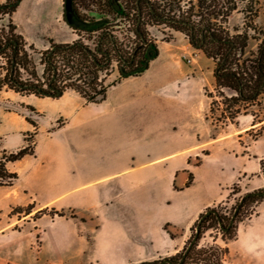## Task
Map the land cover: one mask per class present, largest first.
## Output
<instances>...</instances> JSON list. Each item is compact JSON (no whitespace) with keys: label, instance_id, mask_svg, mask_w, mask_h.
I'll list each match as a JSON object with an SVG mask.
<instances>
[{"label":"crops","instance_id":"crops-1","mask_svg":"<svg viewBox=\"0 0 264 264\" xmlns=\"http://www.w3.org/2000/svg\"><path fill=\"white\" fill-rule=\"evenodd\" d=\"M4 2L0 0V4ZM11 21L16 32L35 48L47 49L49 39L58 44L76 39L63 21V0H21ZM147 71L111 87L106 99L99 104H86L72 90H67L58 99L21 96L5 89L0 91L1 151L10 153L22 148L27 134L35 128L25 116L36 118L34 158L41 147L39 163L36 167L28 165L18 173L19 177L33 178L37 184L53 191L41 201L42 207L74 210L73 214L78 216L89 213L98 222L89 248L86 239L91 231L89 223L79 226L80 223L73 221L72 241L77 247H70V251L80 261L89 248V261L94 264L141 262L148 251L169 247L175 241L164 231V224L172 231L189 228L206 208L221 202L229 187L240 177L255 175L250 184H246V192L264 187L260 165L264 161V136L246 150L239 148L227 154L232 163L221 168V173H228L227 179L223 180L214 171L218 160L212 147L201 156L203 145L209 142L190 140L183 147L166 153L165 150L156 151L155 128L149 117L156 89L142 80ZM113 90L118 93L109 101ZM27 106L34 109L36 117L27 111ZM163 128L170 133L173 127L168 123ZM117 136L138 140L129 153L130 162L134 164L120 170H117L120 163L116 159L102 162L99 144L91 141L92 138ZM197 157H200V164L194 166L190 161ZM50 158L54 162L47 164ZM164 165L169 167L170 180L175 181L178 174L184 173L180 190L174 191H190L201 184L202 194L181 204L176 212L159 216L144 195L125 197V194L127 190L142 191L150 182L153 184L155 178L163 176L158 169ZM187 171L194 178L190 187L185 188ZM32 193L35 199L39 198L37 193ZM58 221L62 220L50 224ZM0 264L10 262L0 259Z\"/></svg>","mask_w":264,"mask_h":264},{"label":"trees","instance_id":"trees-1","mask_svg":"<svg viewBox=\"0 0 264 264\" xmlns=\"http://www.w3.org/2000/svg\"><path fill=\"white\" fill-rule=\"evenodd\" d=\"M20 1L5 0L0 4V17L8 16L10 20L8 30H0V56L7 61L6 73L0 78V91L5 87L21 96L58 99L72 90L86 104L102 103L111 87L124 79L143 75L158 58L157 43L147 26L159 25L183 34L193 49L213 63L214 84L213 92L206 91L210 99L206 120L212 125L227 126L236 124L240 116H250L252 123L246 133L259 127L252 142L264 136V31L254 23L256 12L252 5L240 10L238 0H63V21L76 39L65 44L49 39L48 48L40 52L42 71L39 73L28 52H35V47L25 42L11 21ZM234 12L244 14L241 28L228 26ZM114 64L117 77L106 83ZM25 108L31 115H37L32 107ZM25 120L36 128L35 120L29 115ZM25 142L28 144L16 152L3 154L0 186H12L18 179L17 173L8 172L6 163L34 156L35 143L31 137ZM260 165L264 173V161ZM192 182L193 176L189 174L185 188ZM243 198L229 216L207 208L190 227L192 234L182 251L168 259L176 264L196 236L183 264H222L227 250L216 245L199 247V241L205 231L214 228L222 230L224 239L233 240L236 223L241 221L246 209L264 201V188ZM237 207L234 223L230 225ZM207 210L212 212L199 222ZM25 212L30 214V208ZM46 213L47 209L37 212ZM50 215L68 216L63 210L55 209H51ZM167 225L164 231L174 239Z\"/></svg>","mask_w":264,"mask_h":264},{"label":"rangeland","instance_id":"rangeland-1","mask_svg":"<svg viewBox=\"0 0 264 264\" xmlns=\"http://www.w3.org/2000/svg\"><path fill=\"white\" fill-rule=\"evenodd\" d=\"M247 4L252 5L255 9L254 23L264 31V0H238L240 10ZM9 21L8 16L0 17V30L6 32ZM243 24L244 14L241 12H234L228 21L230 29L235 26L241 28ZM147 29L159 49V57L151 64L150 69L142 79L153 84L156 89L154 106L149 111L150 121L155 128V150H165L166 153L183 147L184 143L190 142V140L209 142L203 145L204 149H202L201 156L212 147L214 156L218 160V165L214 168V171L218 174L219 179H227L228 173L226 171L225 173L220 172L221 168H225L226 165L232 163L231 157L227 154L239 148L242 150L249 148L254 143L252 137L257 133L259 127L253 132L246 133L252 123V117L250 116H240L236 124L227 126L212 125L209 120H206L210 103L206 91L208 93L213 92L214 84L212 61L206 59L201 52L193 49L186 37L179 32L159 25H148ZM119 36L122 38L121 34ZM35 49V52L30 50L28 52L35 62L37 71L41 73L42 66L39 60L40 52L43 49ZM6 62V58L0 56V78L6 73ZM112 68L113 71L109 73L110 76L106 77V83L112 82L117 77L116 65L114 64ZM3 89L7 90L5 87ZM117 93V90L111 91L109 101H112ZM10 109L15 111L14 108ZM168 123L174 128H170V133L163 128V125ZM57 125L59 126L60 122ZM35 133L36 128H33L27 134L26 139L31 137L35 143ZM91 141L99 144L102 151V162L108 163L113 159L118 160L120 167L117 170L134 164L130 162L131 156H129V153L134 150L135 142L138 140L117 136L104 139L92 138ZM27 144L25 142L24 146ZM41 150V147H39L37 158L27 156L28 158L25 160L6 163V169L8 172L18 174L20 171L25 170L28 165L32 166L34 164L36 167L39 163ZM3 154L8 155L9 153L0 150V161ZM53 162L54 160L51 158L47 160V164ZM190 162L194 166L199 165L200 157L194 158ZM223 164L224 166H221ZM42 168H45V166ZM168 169V166H160L158 170L163 176L155 178L153 184L150 182L148 187L144 188L145 191L127 190L125 197L134 196L135 194L144 195L143 197L154 205L156 214L165 216L176 212L177 207L188 202L192 197L202 194L201 184L196 185L190 191H174L180 190L179 185L182 183L184 173L178 174L175 182L170 180L167 175ZM189 174L192 173L187 171V178ZM261 174L264 175L262 168ZM254 176L243 177L244 179L240 177L238 181L229 187L226 197L221 202L208 208H215L222 215L229 216L237 202L245 194L250 193L246 192L248 189L246 184H250V180L254 179ZM0 187L1 260L6 259L10 264H14L13 261H19L17 264H94V262L89 261L88 255L90 254L92 232L97 228L98 222L91 214L78 216L73 214L74 210L58 209L57 207L49 208V206L42 207L41 201L52 195L53 191L41 184L39 185V183L37 184L33 178L24 175L20 178L18 174V179L12 186ZM32 191L38 194V199L34 198ZM27 208H30V214H26L25 210ZM43 209H47V213L38 215L37 212ZM51 209L63 210L68 216H52L50 215ZM70 216H73V218ZM55 220L62 221L51 225L50 223ZM73 221L80 223L79 226H82V223H89L88 226L91 229L86 236L89 248L85 252L82 261L76 259L70 251V247H77V244L72 241L75 230ZM164 225L162 226L163 229ZM190 227L172 231L167 225V231L174 235L175 241L172 245L154 251L150 250L142 257L141 262L131 264H156L175 256L182 251L190 238L192 234ZM210 245H216L227 250L222 264H264V201L246 209L241 221L236 223V237L233 240L224 239L220 228L205 231L199 241V247Z\"/></svg>","mask_w":264,"mask_h":264},{"label":"water","instance_id":"water-1","mask_svg":"<svg viewBox=\"0 0 264 264\" xmlns=\"http://www.w3.org/2000/svg\"><path fill=\"white\" fill-rule=\"evenodd\" d=\"M243 199H244V198L242 197L241 200H240V203L243 201ZM237 209H238V207H237V208L235 209V211H234V214H233V216H232V218H231L230 225H232V224L234 223V219H235V215H236ZM211 212H212V210H207V211L204 213L203 217L200 219L199 222H201L202 219H203L204 217H206L207 215H209ZM196 230L198 231V227L196 228ZM195 242H196V236L191 240V242L189 243V245H188L187 248L185 249V251H184L182 257L180 258V260H179L176 264H183V262L185 261V258H186L187 253L189 252L190 248L193 246V244H194ZM161 263L173 264V262L170 261L169 259H164V260L160 261V262L157 263V264H161Z\"/></svg>","mask_w":264,"mask_h":264},{"label":"built area","instance_id":"built-area-1","mask_svg":"<svg viewBox=\"0 0 264 264\" xmlns=\"http://www.w3.org/2000/svg\"><path fill=\"white\" fill-rule=\"evenodd\" d=\"M28 137V135L26 136V138Z\"/></svg>","mask_w":264,"mask_h":264}]
</instances>
